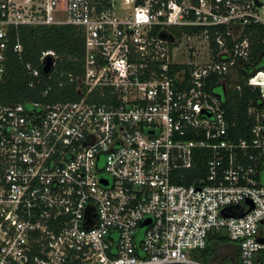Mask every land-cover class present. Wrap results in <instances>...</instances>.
<instances>
[{"label": "built area", "instance_id": "obj_1", "mask_svg": "<svg viewBox=\"0 0 264 264\" xmlns=\"http://www.w3.org/2000/svg\"><path fill=\"white\" fill-rule=\"evenodd\" d=\"M63 25L82 31L78 98L0 102V264H203L193 252L220 231L264 264V69L245 81L246 138L222 108L264 0H0V83L23 49L13 31ZM55 61L26 70L39 82ZM198 151L205 176L189 180Z\"/></svg>", "mask_w": 264, "mask_h": 264}, {"label": "trees", "instance_id": "obj_2", "mask_svg": "<svg viewBox=\"0 0 264 264\" xmlns=\"http://www.w3.org/2000/svg\"><path fill=\"white\" fill-rule=\"evenodd\" d=\"M172 31L178 34L175 29ZM184 32L191 33L192 30L186 29ZM12 34L19 36L23 49L19 54H9L6 76L0 83L1 103L13 105L32 101L51 104L78 98L74 93L75 82L71 83L67 77L69 74L77 75L81 72L83 36L80 29L70 25L21 27ZM244 34L252 42L249 67L243 72L238 71V74H244L239 75L240 78L244 76L243 79L229 81L232 87L226 89L222 107L232 140L249 135L253 121L247 115V110L256 103L259 92L248 87L245 81L254 68L264 69V62H259L264 57V27L249 26L245 28ZM44 52L55 54V66L48 78L41 77L37 82L29 76L26 65L40 69V57ZM215 82L216 79H212V85ZM236 85H240L241 89L237 90ZM45 91L47 94L43 95ZM208 159V152H197L196 169L187 173L189 180L205 176V164ZM193 257L203 264H241L238 245L230 241L223 231L212 234L206 248L194 251Z\"/></svg>", "mask_w": 264, "mask_h": 264}, {"label": "water", "instance_id": "obj_3", "mask_svg": "<svg viewBox=\"0 0 264 264\" xmlns=\"http://www.w3.org/2000/svg\"><path fill=\"white\" fill-rule=\"evenodd\" d=\"M258 63H256V65H258ZM51 67H52V59H51V57H47L45 62H44V64H43V66H42V68H41L42 73L44 75L50 74ZM222 96L225 97V92L224 91L222 92ZM244 206H248L249 210L252 209L251 202L250 201H245V203L243 205H241V206H234V207L225 208L224 210L221 211V216L222 217H239V216H242V215H244V212H243V207ZM148 223H149V220H146L145 222L142 223V226L145 225V224H148Z\"/></svg>", "mask_w": 264, "mask_h": 264}, {"label": "rangeland", "instance_id": "obj_4", "mask_svg": "<svg viewBox=\"0 0 264 264\" xmlns=\"http://www.w3.org/2000/svg\"><path fill=\"white\" fill-rule=\"evenodd\" d=\"M187 48H188V46H187ZM216 92H217V93H220V92H222V91H221V89H217Z\"/></svg>", "mask_w": 264, "mask_h": 264}, {"label": "crops", "instance_id": "obj_5", "mask_svg": "<svg viewBox=\"0 0 264 264\" xmlns=\"http://www.w3.org/2000/svg\"><path fill=\"white\" fill-rule=\"evenodd\" d=\"M264 60V57H262L260 60H259V62H262Z\"/></svg>", "mask_w": 264, "mask_h": 264}, {"label": "flooded vegetation", "instance_id": "obj_6", "mask_svg": "<svg viewBox=\"0 0 264 264\" xmlns=\"http://www.w3.org/2000/svg\"><path fill=\"white\" fill-rule=\"evenodd\" d=\"M262 62H264V60Z\"/></svg>", "mask_w": 264, "mask_h": 264}]
</instances>
